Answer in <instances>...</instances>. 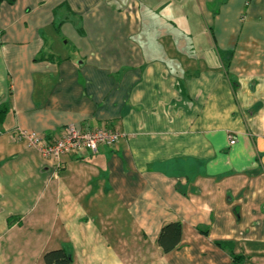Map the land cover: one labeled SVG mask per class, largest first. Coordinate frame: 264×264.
I'll list each match as a JSON object with an SVG mask.
<instances>
[{
  "label": "crops",
  "instance_id": "0c3cea01",
  "mask_svg": "<svg viewBox=\"0 0 264 264\" xmlns=\"http://www.w3.org/2000/svg\"><path fill=\"white\" fill-rule=\"evenodd\" d=\"M3 105L0 264H264V0L2 2ZM66 126L122 137L58 162L18 139Z\"/></svg>",
  "mask_w": 264,
  "mask_h": 264
},
{
  "label": "built area",
  "instance_id": "2783aa9c",
  "mask_svg": "<svg viewBox=\"0 0 264 264\" xmlns=\"http://www.w3.org/2000/svg\"><path fill=\"white\" fill-rule=\"evenodd\" d=\"M121 137L122 135L116 131L107 129L82 131L72 126L64 127L60 137L53 142H48L44 137L34 133L18 134L19 140H24L43 158L54 162H58L63 156H79L86 152L95 154L101 147H113ZM233 144L234 139L229 136V145Z\"/></svg>",
  "mask_w": 264,
  "mask_h": 264
},
{
  "label": "trees",
  "instance_id": "16d2710c",
  "mask_svg": "<svg viewBox=\"0 0 264 264\" xmlns=\"http://www.w3.org/2000/svg\"><path fill=\"white\" fill-rule=\"evenodd\" d=\"M6 2L7 4H12L14 0H0V3ZM7 107L0 106V123L4 121V118L7 114ZM181 236V226L178 223L168 224L162 227L158 239L157 244L161 248L163 253H167L173 250L178 243L180 242ZM225 243H220L218 246H226ZM238 257L233 258L234 264H238ZM43 264H70L71 256L70 254L63 248L55 249L47 251L42 256Z\"/></svg>",
  "mask_w": 264,
  "mask_h": 264
}]
</instances>
